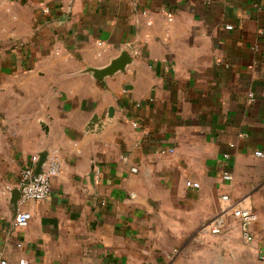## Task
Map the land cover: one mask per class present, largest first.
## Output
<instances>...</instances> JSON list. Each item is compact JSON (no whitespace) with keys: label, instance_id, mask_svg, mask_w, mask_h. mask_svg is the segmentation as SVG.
<instances>
[{"label":"crops","instance_id":"obj_1","mask_svg":"<svg viewBox=\"0 0 264 264\" xmlns=\"http://www.w3.org/2000/svg\"><path fill=\"white\" fill-rule=\"evenodd\" d=\"M122 54V71H92ZM34 156L60 174L46 200L18 206ZM222 195L256 214L251 242L234 219L197 237ZM0 251L30 264H264V0H0Z\"/></svg>","mask_w":264,"mask_h":264},{"label":"built area","instance_id":"obj_2","mask_svg":"<svg viewBox=\"0 0 264 264\" xmlns=\"http://www.w3.org/2000/svg\"><path fill=\"white\" fill-rule=\"evenodd\" d=\"M231 28V26H226V29ZM253 101V96L249 95V102ZM173 151L172 149H159L157 153L166 155L173 153ZM255 155L262 156V153L255 152ZM227 157V155L224 156V158ZM38 160V157L34 156L32 163L23 167L19 173L18 181L14 186L20 193L18 206H23L28 202L46 200L50 195L53 179L60 174V164L56 158L48 159L40 167L37 166ZM223 179L230 180L231 176L224 174ZM186 186L192 189H199L200 187L198 183L191 181H187ZM3 189L9 193L13 188L7 185ZM30 219L31 215L28 212L19 211L16 213L14 223L17 226H25ZM229 219H234L238 223L243 240L247 243L251 242L253 239L251 227L257 220V216L245 204L244 199H232L229 195L219 197L217 213L198 228L197 237L221 235L226 230ZM17 246L20 247L21 245L18 244ZM259 257L260 261L264 262V251ZM0 264H30V262L24 257H19L15 263H12L4 252L0 251Z\"/></svg>","mask_w":264,"mask_h":264},{"label":"water","instance_id":"obj_3","mask_svg":"<svg viewBox=\"0 0 264 264\" xmlns=\"http://www.w3.org/2000/svg\"><path fill=\"white\" fill-rule=\"evenodd\" d=\"M128 62H129L128 56L126 54H122V56L118 60L113 62L108 68L101 70V71H97V70H92V71L97 77H102L105 75L115 73L117 71H122ZM43 160H44L43 156H40L38 160V166L42 165ZM13 192L18 194V200H19V197H20L19 191L13 190Z\"/></svg>","mask_w":264,"mask_h":264},{"label":"rangeland","instance_id":"obj_4","mask_svg":"<svg viewBox=\"0 0 264 264\" xmlns=\"http://www.w3.org/2000/svg\"><path fill=\"white\" fill-rule=\"evenodd\" d=\"M200 241V240H199Z\"/></svg>","mask_w":264,"mask_h":264}]
</instances>
